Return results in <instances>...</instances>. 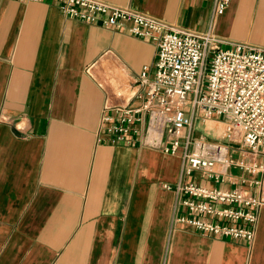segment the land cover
Instances as JSON below:
<instances>
[{
    "label": "crops",
    "instance_id": "1",
    "mask_svg": "<svg viewBox=\"0 0 264 264\" xmlns=\"http://www.w3.org/2000/svg\"><path fill=\"white\" fill-rule=\"evenodd\" d=\"M231 42L264 46V0H107ZM158 47L64 14L51 0H0V264H264V206L253 242L170 223L181 150L115 144L104 112L147 99ZM196 136L228 142L211 120ZM231 154L237 157L239 144ZM259 161L264 162V155ZM216 170H223L221 165ZM237 166L206 186L248 188Z\"/></svg>",
    "mask_w": 264,
    "mask_h": 264
},
{
    "label": "built area",
    "instance_id": "2",
    "mask_svg": "<svg viewBox=\"0 0 264 264\" xmlns=\"http://www.w3.org/2000/svg\"><path fill=\"white\" fill-rule=\"evenodd\" d=\"M40 1V0H35ZM62 12L87 23L124 28L157 43L154 77L145 66L139 81L147 86L146 102L104 112L100 129L115 144L181 150L179 176L163 186L174 193L171 229L177 222L210 236L253 242L258 211L264 206V46L231 42L213 26L193 30L128 5L107 0H51ZM230 0H215L213 19ZM225 124L228 142L196 136V120ZM234 143L239 154L232 156ZM221 165L223 170H216ZM237 166L250 176L248 188L206 186L188 177L201 171L217 181Z\"/></svg>",
    "mask_w": 264,
    "mask_h": 264
},
{
    "label": "rangeland",
    "instance_id": "3",
    "mask_svg": "<svg viewBox=\"0 0 264 264\" xmlns=\"http://www.w3.org/2000/svg\"><path fill=\"white\" fill-rule=\"evenodd\" d=\"M211 122H212L213 125L219 126L220 132L224 131L225 124H223L222 122H214V121H211Z\"/></svg>",
    "mask_w": 264,
    "mask_h": 264
}]
</instances>
